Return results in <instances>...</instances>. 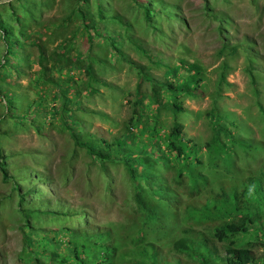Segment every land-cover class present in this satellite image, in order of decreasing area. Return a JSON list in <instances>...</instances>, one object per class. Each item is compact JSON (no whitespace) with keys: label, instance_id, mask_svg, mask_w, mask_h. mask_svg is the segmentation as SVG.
Returning <instances> with one entry per match:
<instances>
[{"label":"trees","instance_id":"16d2710c","mask_svg":"<svg viewBox=\"0 0 264 264\" xmlns=\"http://www.w3.org/2000/svg\"><path fill=\"white\" fill-rule=\"evenodd\" d=\"M130 1L148 22L160 12L167 17L176 15L175 7L161 0ZM5 4L13 21L19 22L26 14L31 18L30 11L22 9L20 16L11 2ZM206 11L222 20L219 12L208 6ZM72 16H78L74 32L60 36L47 49L39 39L40 32L35 35L15 29L0 12V148L11 134L26 127L40 133L49 126L67 134L73 145L83 148L100 165L112 162L123 167L131 192L130 206L139 218L130 225L92 230L67 225L46 229L34 224L35 211L83 214L69 208L55 211L22 205L30 188L22 190L16 185L5 166L11 153L0 151L1 179L14 184L17 211L23 218L16 226L21 236L18 258L29 264H180L175 252L190 251L187 256L194 259V253L203 250L207 264H264V256L254 252L256 246H264V162L253 164V168L243 162L264 160L263 146L233 134L234 122L226 123L213 108L204 114L208 138L195 142L186 137L177 120L184 110L181 99L197 95L201 66L180 59L174 65H164L157 77L133 63L120 45L128 42L153 65L160 60L146 53L109 0H74L65 20ZM78 37L81 49L73 42ZM226 47L235 51V46L226 44L219 50ZM115 56L134 68L138 80L121 129L101 137L83 128L77 112L84 110L80 105L83 93L95 94L100 85H106L100 72L108 65L107 59ZM31 59L34 65L25 72ZM23 79L31 92L25 100L20 84ZM142 81L149 91L140 90ZM164 110L172 118L168 125L159 114ZM162 171L170 174L167 180ZM38 241L49 242L50 248H43ZM167 244L175 252L162 253L161 246ZM35 246L48 263L35 255Z\"/></svg>","mask_w":264,"mask_h":264},{"label":"rangeland","instance_id":"374dc122","mask_svg":"<svg viewBox=\"0 0 264 264\" xmlns=\"http://www.w3.org/2000/svg\"><path fill=\"white\" fill-rule=\"evenodd\" d=\"M7 1L18 14L22 9L30 11L31 18L26 14L19 17V22L13 21L5 4ZM161 1L174 6L176 15L167 17L160 12L148 22L130 0H109L112 10L129 24L131 35L138 38L146 53L160 63L153 65L128 42L120 45V49L133 63L157 77L161 76L164 65H174L180 59L201 66L202 81L197 95L181 99L184 110L177 120L182 124L186 137L193 138L195 142L208 138L210 131L204 114L213 108L220 113L223 121L234 122L233 134L247 136L252 143L264 148V0ZM73 2L0 0V12L15 29L35 35L40 32L39 39L50 49L60 36L74 32L78 24V16L65 20ZM205 6L219 12L222 20L208 16ZM176 17L183 18V21ZM62 19L66 23L58 26ZM152 25H156L157 29ZM114 28L120 30L116 24ZM74 41L81 49L80 38H74ZM222 44L235 46V51L231 52L229 47L219 50ZM34 49L31 48L32 53ZM107 62L108 65L100 72L106 85H100L95 94L85 96L86 93H83L80 105L84 110L77 112L83 128L101 137H109L121 129L128 118V100L133 97L132 91L138 80L134 68L118 56L108 58ZM29 63L25 72L34 65L32 59ZM20 84L23 86L22 100H25L31 92L25 79ZM140 90L149 91L145 81H142ZM5 108L4 105V112ZM159 114L164 125L171 122L170 113L166 110ZM0 151L11 153L5 166L16 185L22 190L30 188L22 205L55 211L69 208L83 214L79 217L68 213L35 211L32 223L46 229L67 225L92 230L137 222L139 217L130 206L131 192L123 167L112 162L100 165L83 148L73 145L67 134L49 126H44L40 133L26 127L11 134ZM262 156L263 153L260 154ZM243 162L253 168V164L264 160ZM162 175L167 180L170 174L162 171ZM13 185L12 181H3L0 175V264H29L17 256L21 236L16 226L23 218L17 211V194ZM259 239L262 240V236ZM38 242L43 248H50L49 242L46 245ZM34 250L39 253L35 252V255L48 263L39 247L35 246ZM160 250L165 254L170 253L169 250L175 252L168 244L161 246ZM254 252L264 256V246H256ZM175 253L180 264H207V252L203 250L196 251L194 259L187 256L190 251L187 254Z\"/></svg>","mask_w":264,"mask_h":264}]
</instances>
